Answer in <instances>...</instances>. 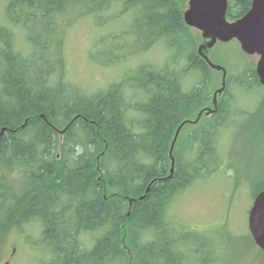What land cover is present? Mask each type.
<instances>
[{
  "label": "trees",
  "instance_id": "16d2710c",
  "mask_svg": "<svg viewBox=\"0 0 264 264\" xmlns=\"http://www.w3.org/2000/svg\"><path fill=\"white\" fill-rule=\"evenodd\" d=\"M249 5L229 0L226 18L243 17ZM186 8L187 0H4L0 256L24 226L35 225L37 241L25 242L41 246L48 256L41 264H208L216 246L169 211L220 168L218 142L230 118L243 116L264 138V96L241 112L230 94L264 88L252 65L228 75L215 114L201 116L187 135L189 124L180 129L170 174L176 129L205 111L213 83L197 54L199 33L184 23ZM79 17L99 32L88 52L96 66L157 48L167 54L160 66L126 69L88 93L64 76L60 46ZM254 184L251 200L264 190V175Z\"/></svg>",
  "mask_w": 264,
  "mask_h": 264
},
{
  "label": "rangeland",
  "instance_id": "374dc122",
  "mask_svg": "<svg viewBox=\"0 0 264 264\" xmlns=\"http://www.w3.org/2000/svg\"><path fill=\"white\" fill-rule=\"evenodd\" d=\"M3 5L4 0H0V26L6 25ZM69 18L71 20L72 16ZM97 31L89 21L80 17L73 18V22L66 26L65 38L60 44L65 60L64 76L80 83L88 93L104 88L126 69L147 62L160 66L167 54L165 50L157 48L140 54L139 58L127 56L126 61L121 60L115 67L96 66L89 61L88 52L91 41L96 34L99 35ZM18 46L21 47L22 42H18ZM208 58L214 65L222 67L227 76L240 74L247 65L255 68L258 61L256 55H245L235 40L216 43L210 49ZM211 75L213 83L210 97L220 87V73L212 70ZM230 94L235 102V111L251 112L261 101L264 90L248 92L232 88ZM229 120L233 122L222 131L218 142L220 168L206 180L198 181L181 193L174 201L169 215L173 221L197 231L213 242L216 252L209 249L208 264H264V256L248 239L247 228V214L253 201L250 196L253 184L264 175V138L258 137L254 127L244 124L243 116ZM194 127L196 125H187L184 135ZM38 234L37 226H24L21 235L13 236L12 241L7 242L0 256V264H41L47 261L48 256L41 252V246L25 242L26 236L37 241ZM203 254L205 258L204 251H201L200 257Z\"/></svg>",
  "mask_w": 264,
  "mask_h": 264
},
{
  "label": "water",
  "instance_id": "95a60500",
  "mask_svg": "<svg viewBox=\"0 0 264 264\" xmlns=\"http://www.w3.org/2000/svg\"><path fill=\"white\" fill-rule=\"evenodd\" d=\"M226 9V0H187V8L183 13L184 23L200 32L201 38L205 41L197 48L199 57L211 70L222 72L220 87L213 94V109L208 110L205 116L216 111V97L225 88L226 71L211 63L206 54L218 42L236 40L245 55H256L258 61L255 65V73L260 85L264 87V0H252L249 11L233 22L226 20ZM200 116L201 112L196 120L185 121L176 129L169 149L170 174L174 166L172 151L180 129L185 124L195 125ZM247 228L254 244L264 253V190L252 201L247 214Z\"/></svg>",
  "mask_w": 264,
  "mask_h": 264
},
{
  "label": "flooded vegetation",
  "instance_id": "af4514ba",
  "mask_svg": "<svg viewBox=\"0 0 264 264\" xmlns=\"http://www.w3.org/2000/svg\"><path fill=\"white\" fill-rule=\"evenodd\" d=\"M227 1V8H228V2H229V0H226ZM251 3H252V0H250V5H249V9H250V7H251ZM249 9H248V11H249ZM247 11V12H248ZM227 19V18H226ZM239 19V18H238ZM236 20V19H235ZM235 20H229V19H227V21H230V22H232V21H235ZM203 42H201L200 44H202ZM200 44H198V45H200ZM220 73V80H221V77H222V72H219ZM227 78V77H226ZM257 90V89H256ZM256 90H254V91H256ZM253 91V92H254ZM214 94V93H213ZM213 94H212V96L210 97V101H208V105L209 104H211V107L209 106V107H205V111H204V113H203V115L202 116H204V114L208 111V110H212L213 109V107H212V97H213ZM222 95H223V93L221 94V95H219V96H217L216 98H217V102L219 101V99L222 97ZM264 96V95H263ZM262 98V97H261ZM216 106H217V103H216ZM216 110H217V108H216ZM216 112V111H215ZM215 112L214 113H211L209 116H207L206 118H211L214 114H215ZM205 117V116H204Z\"/></svg>",
  "mask_w": 264,
  "mask_h": 264
},
{
  "label": "bare ground",
  "instance_id": "6f19581e",
  "mask_svg": "<svg viewBox=\"0 0 264 264\" xmlns=\"http://www.w3.org/2000/svg\"><path fill=\"white\" fill-rule=\"evenodd\" d=\"M224 89H225V88H224ZM223 91H224V90H223ZM223 91H222V93H223ZM222 93H221V94H222ZM221 94H220V95H221Z\"/></svg>",
  "mask_w": 264,
  "mask_h": 264
}]
</instances>
